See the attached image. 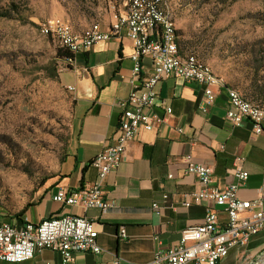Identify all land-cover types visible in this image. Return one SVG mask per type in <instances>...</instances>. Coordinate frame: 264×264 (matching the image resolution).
<instances>
[{"label":"crops","instance_id":"1","mask_svg":"<svg viewBox=\"0 0 264 264\" xmlns=\"http://www.w3.org/2000/svg\"><path fill=\"white\" fill-rule=\"evenodd\" d=\"M110 20L101 22L103 29ZM132 52V41L121 34L74 54L73 64L62 75L66 86L74 87L70 91L74 102L66 155L39 188L37 199L28 202L23 212L3 218L20 226L24 221L38 222L52 215L86 216L98 232L101 251L77 252L71 262L62 263L57 251L43 249L28 260H0V264H113L114 260L118 264L144 263L159 247L175 244L181 230L201 222L207 210H214L219 221L225 222L226 214L212 201L192 202L187 207L181 204L183 194L200 187L197 177L184 170L186 156L210 165L218 188L236 182L232 163L234 156H241L242 168L248 175L237 181V196L251 200L259 189L264 191V133L254 134L248 120L234 126L226 119L225 90L228 92L231 85L225 80L217 83L223 89L202 111V85L167 77L158 81L154 90L158 102L170 105L172 111L158 128L138 131L127 145L126 159L108 173L103 193L109 207L102 211L52 199L59 187L72 191L96 180L90 161L114 140L120 117L116 101L133 89ZM142 63L141 76L151 70L147 55ZM154 111L163 114L161 106ZM153 203L159 205V210L152 207ZM121 227L126 230L125 238L119 235ZM263 247L264 234L259 233L246 246L231 247L216 264H241Z\"/></svg>","mask_w":264,"mask_h":264},{"label":"built area","instance_id":"2","mask_svg":"<svg viewBox=\"0 0 264 264\" xmlns=\"http://www.w3.org/2000/svg\"><path fill=\"white\" fill-rule=\"evenodd\" d=\"M43 34L49 36L63 50L75 54L87 51L96 42L126 35L133 44L131 80L133 89L116 101L120 108L119 124L114 140L93 156L91 166L96 180L85 188L67 191L59 187L52 199L64 204H77L84 208L106 210L110 203L104 197L103 185L108 173L126 159V148L138 131H150L161 126L172 111L171 106L158 102L154 90L156 83L167 77H179L203 86L201 110L205 111L223 89L217 84L211 67L193 53L180 52L177 33L169 7L164 0H123L118 12L113 13L109 25L103 29L100 21L76 28L62 17H49L39 24ZM150 59V72L141 76L142 58ZM73 59L66 61L70 67ZM69 91L73 86H66ZM226 95V119L234 126L248 120L254 134L264 133V105L244 98L240 92ZM161 106L163 114L154 108ZM178 131L180 129L178 128ZM243 157L234 156L232 175L236 182L218 188L214 184L213 168L186 156L184 170L197 177L200 187L183 194L181 204L209 200L221 207L226 221L220 222L214 210H207L201 222L181 230L179 240L170 246L159 247L153 257L144 263L129 264H216L231 247H244L251 237L264 234V191L258 190L254 199L237 196V181L247 178L242 168ZM169 174L168 177H171ZM152 207L159 210V205ZM97 230L86 216L52 215L38 222L24 221L20 226L3 219L0 212V260L22 262L43 249L57 251L62 263L71 262L77 252L99 253ZM121 238L126 230L119 229ZM113 264H118L117 260Z\"/></svg>","mask_w":264,"mask_h":264},{"label":"rangeland","instance_id":"3","mask_svg":"<svg viewBox=\"0 0 264 264\" xmlns=\"http://www.w3.org/2000/svg\"><path fill=\"white\" fill-rule=\"evenodd\" d=\"M182 53H193L249 100L264 105V0H164ZM123 0H0V212L37 199L71 137L73 95L56 42L39 24L108 22ZM241 264H264V247Z\"/></svg>","mask_w":264,"mask_h":264},{"label":"trees","instance_id":"4","mask_svg":"<svg viewBox=\"0 0 264 264\" xmlns=\"http://www.w3.org/2000/svg\"><path fill=\"white\" fill-rule=\"evenodd\" d=\"M5 12H2L1 11V9H0V15H7V14H4ZM77 28V27H76ZM176 33H177V31H176ZM48 37V36H47ZM49 39H51L50 37H48ZM58 56L60 57V59H62L65 63H66V61L68 60V59H73V54H71V53H69V52H67V51H65V50H63L62 48H58ZM231 88H234V87H232L231 86ZM235 89V88H234ZM243 96V95H242ZM244 97V96H243ZM244 98H246V97H244ZM247 99V98H246ZM249 100V99H248ZM252 101V100H251ZM255 102V101H254ZM25 207H26V205L18 212V213H20V212H23V210L25 209Z\"/></svg>","mask_w":264,"mask_h":264},{"label":"bare ground","instance_id":"5","mask_svg":"<svg viewBox=\"0 0 264 264\" xmlns=\"http://www.w3.org/2000/svg\"><path fill=\"white\" fill-rule=\"evenodd\" d=\"M211 72L214 73L212 69H211ZM215 78H216L217 83H222L224 81L223 78H221L220 76H218L216 74H215ZM236 92H238L236 89L231 88V87L228 88V94H235Z\"/></svg>","mask_w":264,"mask_h":264}]
</instances>
